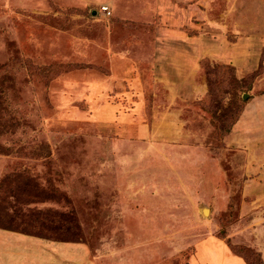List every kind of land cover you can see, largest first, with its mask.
<instances>
[{
    "label": "rangeland",
    "instance_id": "rangeland-1",
    "mask_svg": "<svg viewBox=\"0 0 264 264\" xmlns=\"http://www.w3.org/2000/svg\"><path fill=\"white\" fill-rule=\"evenodd\" d=\"M5 226L0 264H264V0H0Z\"/></svg>",
    "mask_w": 264,
    "mask_h": 264
},
{
    "label": "trees",
    "instance_id": "trees-1",
    "mask_svg": "<svg viewBox=\"0 0 264 264\" xmlns=\"http://www.w3.org/2000/svg\"><path fill=\"white\" fill-rule=\"evenodd\" d=\"M0 228L3 229V230H8L10 232L23 233L22 231H18V229L14 230V229H11V228H7L6 226L5 227H0ZM245 263H247V262L245 261Z\"/></svg>",
    "mask_w": 264,
    "mask_h": 264
},
{
    "label": "bare ground",
    "instance_id": "bare-ground-1",
    "mask_svg": "<svg viewBox=\"0 0 264 264\" xmlns=\"http://www.w3.org/2000/svg\"><path fill=\"white\" fill-rule=\"evenodd\" d=\"M204 212H205V214L207 215V211L205 210Z\"/></svg>",
    "mask_w": 264,
    "mask_h": 264
},
{
    "label": "crops",
    "instance_id": "crops-1",
    "mask_svg": "<svg viewBox=\"0 0 264 264\" xmlns=\"http://www.w3.org/2000/svg\"><path fill=\"white\" fill-rule=\"evenodd\" d=\"M245 263V262H244Z\"/></svg>",
    "mask_w": 264,
    "mask_h": 264
}]
</instances>
